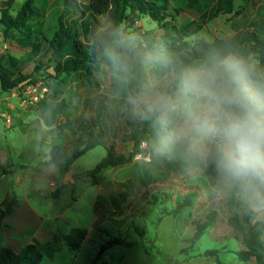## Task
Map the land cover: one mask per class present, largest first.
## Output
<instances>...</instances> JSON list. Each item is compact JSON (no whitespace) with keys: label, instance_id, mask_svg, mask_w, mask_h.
<instances>
[{"label":"rangeland","instance_id":"1","mask_svg":"<svg viewBox=\"0 0 264 264\" xmlns=\"http://www.w3.org/2000/svg\"><path fill=\"white\" fill-rule=\"evenodd\" d=\"M21 1L0 0V7L5 6L13 12ZM167 1L169 7H184L185 0ZM212 3L213 0H209L202 8L207 9ZM33 4L38 15L29 21L30 25L35 26L30 36L15 30H10L5 38L0 35V53L10 51L27 58L24 59L23 71H29L35 59L47 53V37L55 25V15L60 6L65 8V21L77 19L84 41L92 45L97 38L101 26L90 21L85 0H33ZM233 8L239 10L228 19L225 14L216 15L201 22L198 31L188 36L169 26L162 28L158 26L159 21L149 14H141L135 17L131 27L123 28L121 38L108 42L101 57L88 64L86 70L76 69L66 78H61V75L51 79L47 74L44 76L46 81L51 80L56 84L59 96L77 103V111L85 110L88 101L92 110L98 95H106L104 101L110 105L103 113L105 144H96L76 156L67 168L70 176L67 169L62 171L53 164L38 165L35 169L28 163L38 157L37 149L43 153L39 157L46 158L52 143H56L67 156L71 151L68 142L71 131L42 124L44 129L39 140L29 122L36 112L35 102L21 92L14 93L8 99L19 107L20 112L18 114L14 108L9 111L12 114L9 126L10 123L1 114L5 111L6 101L2 97L9 92L0 91V148L5 153V159L0 162V171L1 167L7 170L0 173V186L12 190L18 199H23L20 208L8 220L0 219V246H21L32 242L41 252L39 264H87L98 243L104 241L108 234H113L124 236L134 243L107 248L94 264H256L253 257L244 261L236 254V250L246 246L236 234L229 217L235 213L234 203L241 202L231 196H221L216 186L198 168L167 172L162 170V165L157 167L149 163V159L143 157L146 152L141 151L139 155L138 152L134 153L128 163L101 168L93 175L84 174L107 152L109 144L114 151H127L130 148V141L125 142L120 137L127 127L114 107L116 99L134 96L149 81H158L161 85L165 80L164 75L155 71L153 62L149 71L140 70L139 84L133 82L128 88L129 84L123 83L114 70L110 54L114 50H123V42H127L138 47L133 52H150L154 56L161 48L155 44L156 40L165 30H169L174 41L195 35L206 39L221 38L225 41L228 55L232 54L233 44L242 39L246 29L252 27L256 30L251 21L264 19V0H233ZM94 16L101 23L107 22L104 13ZM191 17L178 10L171 19L168 18V22L185 24ZM259 67L264 68V62L259 63ZM45 70L52 73L51 67ZM24 84L21 83L19 88ZM14 113L18 114L19 119ZM71 124L75 126L74 122ZM140 147H144V141H141ZM161 174H164V179H161ZM65 177L67 180L63 181ZM92 177L95 178L94 183ZM105 187H108L106 191ZM158 190H167L171 196L161 201H150L151 193ZM191 190L195 195L188 205L176 213H161L163 206H173L181 200L183 193ZM210 208L217 211L215 219L189 245L194 224L203 220V215ZM131 219L144 228L142 236L134 230ZM252 221H259L263 225L258 235L259 241L254 246L264 252V215L255 213ZM11 238L15 240L14 243L10 241ZM141 245L148 252L143 251ZM205 250L214 252L204 255Z\"/></svg>","mask_w":264,"mask_h":264},{"label":"trees","instance_id":"2","mask_svg":"<svg viewBox=\"0 0 264 264\" xmlns=\"http://www.w3.org/2000/svg\"><path fill=\"white\" fill-rule=\"evenodd\" d=\"M86 6L91 16L90 21L101 26L97 38L92 45L84 41L80 34L77 19L65 21V8L60 6L55 15V25L47 37L46 54H42L33 62L32 68L25 72L22 67L27 58L17 56L10 51L0 53V91L10 92L11 89L19 86L21 83H34L40 81L47 86L46 92L38 98L35 103V115L29 121L33 125V130L40 140L42 134V124L52 126V128L61 127L71 131L68 142L71 145V151L64 156L61 148L52 143L47 151V157L42 159L43 155L40 149H37V158L32 163H28L33 168L38 165L53 164L65 171L71 164L72 160L84 152L86 149L96 144L104 143V109L108 106L104 101L106 95H98L95 98V106L90 110V103H86L85 110L77 111V103L69 102L62 96H59V88L53 81H46L44 76L55 77L61 75L66 78L76 69H87L88 64L94 63L102 55L103 48L113 38H121L124 27H131L135 17L141 14H149L158 26H169L178 29L182 34L188 36L196 33L201 27V22H205L219 14H225L228 19L238 9L233 8V0H213V3L206 9L203 6L209 3V0H185L183 9L180 7H169L167 0H85ZM172 10V11H171ZM183 10L191 15V20L185 24L176 25L169 23L176 11ZM104 13L106 23L95 17L94 14ZM38 15V10L33 4V0H22L19 6L10 12L7 7H0V26L1 36L6 37L10 30H15L27 36L31 35L33 25L29 21ZM254 23L256 30L252 27L247 28L243 33L241 40L233 44L232 55L253 56L259 63L264 62V19L251 21ZM165 30V29H164ZM177 30V32H179ZM261 31V32H260ZM36 32H39L36 30ZM132 45L130 43H127ZM156 45L160 46L159 53L154 54V69L159 75H164L165 80L161 82V91H167L169 94L178 91V81L175 76L181 69L203 63L210 59L221 58L228 55L225 41L221 38L213 37L206 39L203 36L195 35L174 41V37L169 34V30L159 34ZM149 45V44H148ZM137 46L131 51H136ZM51 67L52 73L45 69ZM167 73V74H166ZM62 80V79H61ZM140 82L139 78L135 81L136 85ZM132 84L128 88H131ZM133 95V94H132ZM130 98L120 96L116 99L114 107L119 115L125 121L127 130L120 134L123 141H130V148L127 151H114L111 144L107 152L101 156L94 165L85 170V173H93L101 168L108 166H118L128 163L135 152L144 151L148 154V162L155 166H161L162 170L175 173L181 169L198 168L207 176L208 181L216 186V173L214 165L205 163V161L196 155H189L185 147L177 146L167 154H161L157 146L156 129L151 120H142L133 109L129 102ZM72 116V117H71ZM74 122L75 126H72ZM116 134V132H115ZM141 141H144V147H140ZM45 154V153H44ZM3 172V171H2ZM164 179V174H161ZM91 181L94 183L95 178ZM195 195L194 191L183 193L181 200L171 207L163 206L161 213H176L190 203L191 198ZM150 201L155 202L169 198L171 195L167 190L155 191L151 193ZM18 197L15 193H10L6 198L4 207L0 209V217L10 213L18 206ZM217 201V199H216ZM235 213L231 219L233 228L246 246L236 250V254L246 261L253 257L256 264H262L264 252L258 251L254 246L258 243L259 232L263 225L259 221H252L255 212L251 211L246 205L235 202ZM217 214L216 209L210 208L203 215L202 219L194 225L193 231L189 236V245L196 240L205 226L210 224ZM160 215L157 217V220ZM134 230L139 236L144 234V228L136 223L134 219L130 220ZM107 234L108 232L105 231ZM134 241L108 234L107 238L99 242L96 250L93 252L89 263L99 258L100 254L113 245L130 246ZM143 251L148 252L144 246H140ZM213 250L203 251L204 255L213 254ZM41 252L32 242H27L14 250L7 246H0V264H39ZM217 262V258H215Z\"/></svg>","mask_w":264,"mask_h":264},{"label":"clouds","instance_id":"3","mask_svg":"<svg viewBox=\"0 0 264 264\" xmlns=\"http://www.w3.org/2000/svg\"><path fill=\"white\" fill-rule=\"evenodd\" d=\"M110 59L125 84L153 67L150 52L123 42ZM178 91L149 81L129 102L151 120L161 154L178 145L214 165L216 191L264 215V68L251 55L214 58L181 69Z\"/></svg>","mask_w":264,"mask_h":264},{"label":"crops","instance_id":"4","mask_svg":"<svg viewBox=\"0 0 264 264\" xmlns=\"http://www.w3.org/2000/svg\"><path fill=\"white\" fill-rule=\"evenodd\" d=\"M12 95H15V94H12L11 93V91L9 92V94L7 95H5V96H3L2 98H4V99H6V101L4 102V109H5V111H4V113H1L2 115L4 114V120H5V117L6 116H8V121H6V122H9L10 124H9V126L11 125V119H12V114L9 112L12 108H14L15 110H17L18 111V108L19 107H15L14 106V104L10 101V100H8L9 99V97L10 96H12ZM17 108V109H16ZM20 112L18 111V114H19ZM18 114H16V113H14V116L15 117H17V119H19V116H17ZM34 116V115H33ZM3 153H4V151H3ZM4 156H5V153H4ZM4 159H5V157H4ZM3 171V172H2ZM7 170L5 169V168H3V167H1V171H0V173L1 174H3V173H5ZM106 189H105V191L107 190V188L108 187H105ZM10 193H12V190H8L7 188H5V187H3V186H0V205L2 206L0 209H2L3 207H4V203H5V201H6V198L8 197V195L10 194ZM4 199V200H3ZM23 199H19V201H18V206H17V208L15 209V210H13L12 212H10V213H6V214H4L3 216H1L0 217V219H1V221L2 220H8L9 218H10V216H11V214H13L15 211H17L19 208H20V206H21V201H22ZM3 223H6V222H3ZM35 231V229H33L32 230V232H34ZM10 241H12V238H11V240ZM15 242V240L13 239V241H12V243H14ZM14 245H16V246H7V247H10V248H12V249H14V250H16L17 248H19L20 246H18L17 244H14ZM1 246H4V245H1ZM22 246V245H21Z\"/></svg>","mask_w":264,"mask_h":264},{"label":"built area","instance_id":"5","mask_svg":"<svg viewBox=\"0 0 264 264\" xmlns=\"http://www.w3.org/2000/svg\"><path fill=\"white\" fill-rule=\"evenodd\" d=\"M46 90H47V86L45 84L41 83L40 81H36L34 83H25L21 88L17 86L11 89L10 91L12 94L21 92L22 94L26 95L30 99V101L36 103L38 98L41 97L46 92ZM5 120L8 121V116L5 117ZM139 152L141 151H138L137 153L138 155ZM143 154H144L143 157H145V159H149L147 153H143Z\"/></svg>","mask_w":264,"mask_h":264},{"label":"water","instance_id":"6","mask_svg":"<svg viewBox=\"0 0 264 264\" xmlns=\"http://www.w3.org/2000/svg\"><path fill=\"white\" fill-rule=\"evenodd\" d=\"M4 153H3V150L0 148V162H2L4 160ZM67 173H69V176H70V170L68 171L67 169ZM67 178L65 177L63 181H66Z\"/></svg>","mask_w":264,"mask_h":264}]
</instances>
